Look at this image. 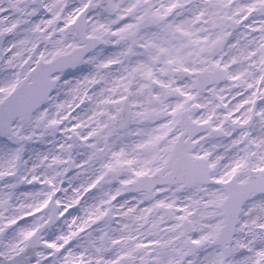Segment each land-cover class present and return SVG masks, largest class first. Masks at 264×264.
<instances>
[{
	"label": "snow or ice",
	"instance_id": "6c2138e0",
	"mask_svg": "<svg viewBox=\"0 0 264 264\" xmlns=\"http://www.w3.org/2000/svg\"><path fill=\"white\" fill-rule=\"evenodd\" d=\"M0 264H264V0H0Z\"/></svg>",
	"mask_w": 264,
	"mask_h": 264
}]
</instances>
